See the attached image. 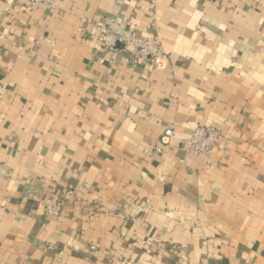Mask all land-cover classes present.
<instances>
[{
  "label": "crops",
  "instance_id": "0c3cea01",
  "mask_svg": "<svg viewBox=\"0 0 264 264\" xmlns=\"http://www.w3.org/2000/svg\"><path fill=\"white\" fill-rule=\"evenodd\" d=\"M27 3L0 0V264H264V0Z\"/></svg>",
  "mask_w": 264,
  "mask_h": 264
},
{
  "label": "built area",
  "instance_id": "2783aa9c",
  "mask_svg": "<svg viewBox=\"0 0 264 264\" xmlns=\"http://www.w3.org/2000/svg\"><path fill=\"white\" fill-rule=\"evenodd\" d=\"M219 0H214L218 3ZM41 4L48 7H54L55 0H28L27 8L32 9ZM99 39L106 41L111 46V49L116 50L115 43L121 42L120 51L124 53L130 63L149 62L156 63L157 61L166 58V52L163 49L161 38L156 34L143 37L132 31H125L122 34H115L110 27L99 25ZM219 128L212 125H199L193 133L187 138H180L179 145L186 150H194L204 155H209L218 145L221 138ZM175 136L173 126L165 127L162 132L159 142L155 145L156 151H163L171 146ZM68 194L74 195L75 190L70 189ZM46 213L49 215H59L62 210V201L57 199H47L45 202ZM123 264H131L129 261Z\"/></svg>",
  "mask_w": 264,
  "mask_h": 264
}]
</instances>
